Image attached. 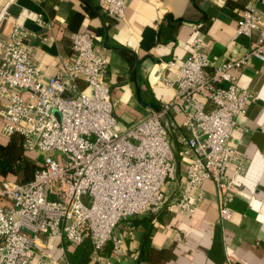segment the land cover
I'll return each mask as SVG.
<instances>
[{
    "label": "built area",
    "instance_id": "2783aa9c",
    "mask_svg": "<svg viewBox=\"0 0 264 264\" xmlns=\"http://www.w3.org/2000/svg\"><path fill=\"white\" fill-rule=\"evenodd\" d=\"M93 1L110 16L125 17L127 0ZM257 4L264 7V0H250L237 22L235 39L251 41L242 58L212 60L195 37L180 67L160 60L150 75L173 98L157 111L148 108L126 129L118 127L105 81L107 59L92 34L73 33V59L45 79L29 43L35 34L22 21L13 25L0 40L2 136H21L23 149L42 159L32 180L0 184V264H56L37 256L44 236L59 239L63 251L89 239L94 260L112 244L111 255L121 259L126 253L118 226L160 211L169 202L170 183H179L174 207L190 216L202 200L203 184L212 181L219 221L232 220L231 203L248 163L231 140L236 117L253 99L232 71L254 59L264 63V12ZM34 20L51 27L42 14ZM79 81L91 92L80 90ZM174 111L183 115L181 124Z\"/></svg>",
    "mask_w": 264,
    "mask_h": 264
},
{
    "label": "crops",
    "instance_id": "0c3cea01",
    "mask_svg": "<svg viewBox=\"0 0 264 264\" xmlns=\"http://www.w3.org/2000/svg\"><path fill=\"white\" fill-rule=\"evenodd\" d=\"M127 1L125 17L119 20L93 0H0V15L5 13L0 40L7 39L13 25L22 21L35 34L29 43L35 48L43 77L49 79L74 57L71 35L92 34L107 59L105 81L119 129L144 117L148 109L137 98L133 76L137 60L142 100L159 106L170 101L174 92L162 83L151 82V73L160 60H174L180 67L195 37L202 39L205 52L218 62L222 57L240 59L250 49L249 39H235L237 22L250 0ZM257 5L264 12V7ZM37 14H42L51 27L38 25L34 20ZM232 73L240 87L253 93L247 112L236 117L231 140L248 163L231 203L232 220L219 221L217 190L212 181L203 184L202 200L190 216L174 207L180 196L179 183H170L169 202L160 211L118 226L116 233L123 239L126 254L121 259L111 254L101 260L91 259L90 264H264V63L254 59L251 65ZM167 74L175 77L174 70ZM79 89L91 92L83 81H79ZM173 114L181 124L183 115L178 111ZM2 125L0 118V158L5 156L15 163L26 156L39 164L42 155L27 153L19 135L3 137ZM177 146L181 148L178 142ZM182 174L181 170L180 177ZM4 180L25 183L16 166L6 177L0 173V184ZM38 245L37 256L70 264L67 252L72 247L63 251L59 239L44 236Z\"/></svg>",
    "mask_w": 264,
    "mask_h": 264
},
{
    "label": "trees",
    "instance_id": "16d2710c",
    "mask_svg": "<svg viewBox=\"0 0 264 264\" xmlns=\"http://www.w3.org/2000/svg\"><path fill=\"white\" fill-rule=\"evenodd\" d=\"M36 161L31 160L30 158L23 156L18 162L12 163L7 160L5 156L0 158V173L3 176H7L14 166L22 172L23 174V181L27 182L33 178L34 171L37 167ZM9 181V180H4ZM110 245V244H109ZM72 250L67 252V258L70 264H90L91 256L93 253V245L91 241L88 239L82 245L77 247H72ZM113 246L111 245L105 247L103 251H101L102 256L110 255L112 252Z\"/></svg>",
    "mask_w": 264,
    "mask_h": 264
},
{
    "label": "water",
    "instance_id": "95a60500",
    "mask_svg": "<svg viewBox=\"0 0 264 264\" xmlns=\"http://www.w3.org/2000/svg\"><path fill=\"white\" fill-rule=\"evenodd\" d=\"M139 65H140V60H137V62L135 64V67H134V71H133V76H134V81H135V85H136V92H137L138 101H139V103L142 106L147 107V108H152V109L157 111V110H159L158 106H156L155 104H152V103L144 102L142 100L140 84H139V81H138V68H139Z\"/></svg>",
    "mask_w": 264,
    "mask_h": 264
}]
</instances>
